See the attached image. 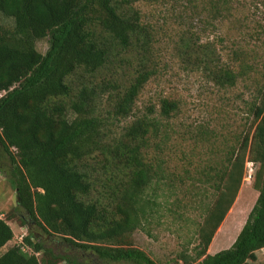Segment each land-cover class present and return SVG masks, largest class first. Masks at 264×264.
<instances>
[{"label":"trees","instance_id":"obj_1","mask_svg":"<svg viewBox=\"0 0 264 264\" xmlns=\"http://www.w3.org/2000/svg\"><path fill=\"white\" fill-rule=\"evenodd\" d=\"M171 3L213 18L230 11L228 0H0V14L13 22L0 25V158L10 162L12 214L28 227L0 264H156L134 246L133 234L159 225L171 211L166 195L181 179L170 165L182 160L212 190V200L197 226V247L181 252L177 262L264 264V65L258 70L248 62L254 49L228 47L222 62L211 44H200L201 33H181L176 50L215 87L254 85L248 128L236 144L218 149L208 168L199 150L207 132H190L183 148L186 134L171 124L181 110L178 101L137 108L156 75L152 27L142 7ZM44 40L41 53L37 43ZM247 161L258 165L257 199L230 248L210 255ZM174 206L187 208L178 200ZM9 220L0 219V250L14 238ZM48 239L72 253L54 252Z\"/></svg>","mask_w":264,"mask_h":264},{"label":"rangeland","instance_id":"obj_2","mask_svg":"<svg viewBox=\"0 0 264 264\" xmlns=\"http://www.w3.org/2000/svg\"><path fill=\"white\" fill-rule=\"evenodd\" d=\"M228 6L229 12H223L215 18L208 12L202 16L192 14L191 10L172 3L160 7H142L144 21L152 27V57H155L156 75L148 81L139 95L137 108L141 112L149 105L159 109L160 100L164 98L178 101L181 110L178 118L171 124L176 133L186 134V139L181 142L175 134L174 138L182 143L183 148H187L190 132H207L204 149H199L201 164L205 168L211 165V157L218 149L236 144L240 133L248 128L251 117L247 114V103L251 101L254 85L249 81L246 88L240 82L231 89L220 90L208 80L203 69L188 62L185 56L182 57L176 46L181 44V33L190 29L201 33L200 44H211L224 62L227 59L224 51L228 47L247 48L248 44L255 51L254 57H250L248 62L261 70L264 65V0H228ZM0 25L11 28L12 19L0 14ZM47 47L45 40L37 43V49L41 53H45ZM250 77L258 79L260 75L250 73ZM183 150L189 152L188 149ZM178 157L181 158L179 152ZM220 157L219 153L218 159ZM249 169L252 170L250 180L247 179ZM257 170L258 165L246 162L241 187L214 235L211 253L230 248L245 224L258 196L253 188ZM170 171L181 179L178 181L176 178L175 187L166 195L171 211L163 212L159 225L152 223L145 230H138L133 234L134 246L148 254L156 264H183L177 262V256L183 251L192 254L199 242L197 226L202 223L206 206L212 200V190L198 183L195 172L186 162L174 161L170 165ZM177 200L182 201L187 208L178 210L174 206ZM15 205L10 162L3 157L0 158V219L10 218L8 225L14 238L0 250V255L8 248L21 244L28 233V227L22 225L12 214ZM47 244L62 256L72 253L59 240L48 239Z\"/></svg>","mask_w":264,"mask_h":264},{"label":"built area","instance_id":"obj_3","mask_svg":"<svg viewBox=\"0 0 264 264\" xmlns=\"http://www.w3.org/2000/svg\"><path fill=\"white\" fill-rule=\"evenodd\" d=\"M250 166H251V165H250ZM251 177H252V170L249 169V170H248V173H247V179L250 180Z\"/></svg>","mask_w":264,"mask_h":264},{"label":"crops","instance_id":"obj_4","mask_svg":"<svg viewBox=\"0 0 264 264\" xmlns=\"http://www.w3.org/2000/svg\"><path fill=\"white\" fill-rule=\"evenodd\" d=\"M241 229H242V228H241ZM239 232H240V231H239ZM238 234H239V233H238ZM235 239H236V238H235ZM235 239H234V241H235ZM234 241H233V242H234ZM211 247H212V244L209 246V249H208V252H207V253L210 254V255H213V254H215L216 251L213 252V253H211Z\"/></svg>","mask_w":264,"mask_h":264}]
</instances>
